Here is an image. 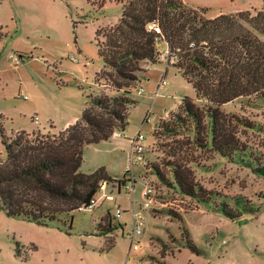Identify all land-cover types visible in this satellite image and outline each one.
Masks as SVG:
<instances>
[{"label": "rangeland", "instance_id": "rangeland-1", "mask_svg": "<svg viewBox=\"0 0 264 264\" xmlns=\"http://www.w3.org/2000/svg\"><path fill=\"white\" fill-rule=\"evenodd\" d=\"M123 1L0 0V159L6 155L1 130L9 139L20 133L55 136L82 117L91 96L117 95L111 83L97 81L104 63L96 33L119 22ZM182 1L207 10L208 18L239 12L253 17L264 11V0ZM159 62L141 64L125 135L118 131L111 140L84 149L80 171L90 174L105 167L116 181L102 187L114 200L103 199L92 212L77 210L46 224L0 211V264H264V176L255 171L254 161L226 159L191 144L184 130L178 135L165 130L175 123L183 98L202 107L205 101L177 68ZM220 109L253 127L239 128L238 137L252 158L264 162V101L240 98ZM138 132L145 135V150L143 161L133 165L130 140ZM172 163L216 199L203 205L185 196L175 185ZM147 187L154 190L152 205L143 211L144 230L135 251L128 237L131 197L138 211ZM102 193L101 188L95 198ZM237 198L258 213L226 218L219 205L234 206ZM108 213L113 231L107 229Z\"/></svg>", "mask_w": 264, "mask_h": 264}, {"label": "trees", "instance_id": "trees-1", "mask_svg": "<svg viewBox=\"0 0 264 264\" xmlns=\"http://www.w3.org/2000/svg\"><path fill=\"white\" fill-rule=\"evenodd\" d=\"M122 4L119 22L96 33L104 63L97 81L111 83L117 95L91 96L82 117L55 136L20 133L9 139L1 130L6 155L0 159V211L7 216L46 224L90 205L104 183L116 181L105 167L82 173L84 149L128 128L130 110L136 105L131 89L139 81L141 64L160 63L162 44L176 57L172 66L205 101L202 107L190 97L183 98L175 123L165 130L173 135L184 130L191 144L226 159L239 156L249 164L254 161L255 171L264 176V162L252 158L238 137L239 128L253 127L220 109L240 98L264 101V11L253 17L239 12L208 18L207 10L191 8L182 0H125ZM171 167L175 185L185 196L203 205L216 199L181 165ZM219 207L231 221L258 213L243 198H237L234 206L222 202ZM106 218L107 229L113 231L110 213ZM187 245L198 252L192 243Z\"/></svg>", "mask_w": 264, "mask_h": 264}, {"label": "built area", "instance_id": "built-area-1", "mask_svg": "<svg viewBox=\"0 0 264 264\" xmlns=\"http://www.w3.org/2000/svg\"><path fill=\"white\" fill-rule=\"evenodd\" d=\"M165 47L166 49L164 51L159 49V56H158L159 61L165 60L167 65L172 66L176 62V57L171 56L170 49L167 45ZM10 59L15 61L16 65L19 64V59L15 57L14 55H11ZM164 86H165V81L163 80L160 84V88ZM137 94L139 96H142L144 94V90L140 89ZM146 120L149 121V117H147ZM36 124H38V118L36 119ZM119 134L122 136L125 135L124 132H120ZM130 141L132 144L131 151H130V160L133 165H136L139 162L143 161L142 155L145 150L144 143L146 141V138L144 134H142L141 132H138L137 135ZM101 188H102L103 193L100 196V198L98 199L94 198V200L91 202L90 205L81 207L80 208L81 211L92 212L101 200L103 199L114 200V197L112 195L106 194L105 187H101ZM153 194H154V190L151 187H147L143 190L142 197H143L144 202L142 203L141 208L138 211L134 210V206H133L134 201H133V198L131 197V209L129 210V212H131L132 230L128 234V237L130 240L131 249L135 251L139 250L140 248L139 246L140 236L142 235L143 230H144L143 211H146L147 209L151 208ZM122 213L123 211L118 207L116 209L117 216L120 217Z\"/></svg>", "mask_w": 264, "mask_h": 264}, {"label": "crops", "instance_id": "crops-1", "mask_svg": "<svg viewBox=\"0 0 264 264\" xmlns=\"http://www.w3.org/2000/svg\"><path fill=\"white\" fill-rule=\"evenodd\" d=\"M160 46L162 47V46H166V45H165V44H162V45H160ZM115 134H116V133H115Z\"/></svg>", "mask_w": 264, "mask_h": 264}]
</instances>
